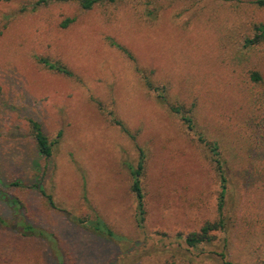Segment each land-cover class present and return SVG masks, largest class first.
<instances>
[{
	"label": "rangeland",
	"instance_id": "374dc122",
	"mask_svg": "<svg viewBox=\"0 0 264 264\" xmlns=\"http://www.w3.org/2000/svg\"><path fill=\"white\" fill-rule=\"evenodd\" d=\"M38 1L0 3V189L19 182L23 206L0 195V264H264V44H247L264 0ZM30 118L57 140L49 160ZM140 149L143 228L131 191ZM41 176L53 205L34 188ZM94 213L120 240L76 221ZM221 219L210 242H186ZM24 222L51 239L23 235Z\"/></svg>",
	"mask_w": 264,
	"mask_h": 264
},
{
	"label": "trees",
	"instance_id": "16d2710c",
	"mask_svg": "<svg viewBox=\"0 0 264 264\" xmlns=\"http://www.w3.org/2000/svg\"><path fill=\"white\" fill-rule=\"evenodd\" d=\"M11 1L13 0H0V3L11 2ZM50 1L51 0H39L37 6L48 5ZM59 1L76 2L80 6L81 9L92 10L96 6L114 4L118 2L119 0H59ZM70 22L72 21L71 20L65 21L63 24V27H67ZM247 44L249 45L264 44V24H257L254 26V34L252 37H249L247 39ZM113 45H115L119 50L125 53L128 58L134 60V57L132 56V54L125 47H123L122 45L118 43H113ZM44 62L46 63L47 67H50L52 69L53 68L57 69V71L68 74V75L71 74L67 70V68L61 64H58V63L48 64L47 61H44ZM136 69L138 70L140 75H142L143 79L145 80L144 81L145 85L148 88H153L154 85L151 81V77L147 74V72L144 69H140L139 67H137ZM253 78L257 81L261 79L258 74H254ZM165 98L166 97L164 95L161 96V99L163 101H166ZM174 109L176 113L183 115L184 117L183 119L186 120L188 123H190L191 127L193 128L194 126L193 121L191 118L185 115L184 110H182L181 107L174 108ZM114 122L117 125H119L125 133H127L133 139H136L137 136L130 132V130L127 128L126 124L122 120L118 118H114ZM28 123H29V131H30L31 137L33 138L35 146L37 148L36 149L37 152L39 153L41 158L49 160L50 158H52L55 152V145L57 144V140L51 141L49 137L46 135L41 122L37 121L36 119L30 118L28 120ZM263 133H264V124H263ZM211 148H212L214 155L216 156L215 163H216L217 171L219 175L221 176L222 180L224 181V184L222 187L223 189L222 198H223L225 195V176H224L225 171H224L223 165L221 164V160L219 158V155H220L219 146L217 143H211ZM140 151H141V157H140L138 166L136 168L131 166V175L133 177V182L131 184V191L135 195L136 200H137L136 222L140 228H143L146 222V219H147V215H148L147 209H146V193H145L143 183H142V177L144 176L145 169H146L147 155L145 153V150L140 149ZM45 169L47 170V167H44V170ZM35 170L37 172V173L35 172V174L39 176L43 174L41 165L36 166ZM42 177L43 176L38 178L39 180L37 179V181H39V185L35 183L34 188L37 189L41 194H43L48 199V201L53 205L52 196L47 195L46 192L43 190ZM19 185H20L19 182L17 183L11 182L10 184L9 180L6 179L2 184V188L0 189V195L2 197L7 198L11 203L15 205V207H17L18 210L21 209L23 206H22V203L19 197H16V196H14V198L12 197L11 189H12V186H19ZM6 190H8V193H6L7 192ZM94 215H95L94 219L84 220L82 218H76V221L83 225H86V227L92 229L95 233L99 235L111 238L113 240H118V239L120 240V237H118L113 232V230L107 225V223L97 213H94ZM222 220L223 219L215 223H210V222L207 223L206 225L202 227L200 232L189 235L186 239V242L192 247H197L201 243L210 242L211 237H212L211 233L214 231H218L219 229L224 227V222ZM23 229H24L23 235L38 236V237L46 238V239H51V236H52L47 231L37 228L33 225H29L26 222H24L23 224Z\"/></svg>",
	"mask_w": 264,
	"mask_h": 264
}]
</instances>
